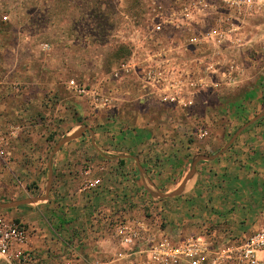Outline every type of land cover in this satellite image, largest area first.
I'll list each match as a JSON object with an SVG mask.
<instances>
[{
    "label": "crops",
    "instance_id": "1",
    "mask_svg": "<svg viewBox=\"0 0 264 264\" xmlns=\"http://www.w3.org/2000/svg\"><path fill=\"white\" fill-rule=\"evenodd\" d=\"M32 7L0 0V131H17L7 159L0 160V195L13 200L5 204L23 202L0 208V214L23 225L27 250L44 264H58L67 255L78 264L90 262L108 249V228L121 215L154 222L160 216L162 230L171 235L239 237L258 230L264 220V115L241 130H216L220 114L213 112L212 97L196 98L185 115L144 95L131 80L116 89L110 111H92L50 74L38 77L32 59L43 43L30 48L35 39L25 31L38 20L25 12ZM253 27L248 43L258 42L264 51V15ZM245 56L237 88L243 90L238 103L244 110L232 118L238 126L257 116L264 103V53L250 61ZM199 123L209 126L206 139L193 134ZM216 137L221 145L213 150ZM199 158L206 159L195 163L184 182ZM91 179L97 186L85 189ZM27 181L35 183L36 193L27 190ZM12 183L18 191L9 190ZM179 186L175 196H157Z\"/></svg>",
    "mask_w": 264,
    "mask_h": 264
},
{
    "label": "built area",
    "instance_id": "2",
    "mask_svg": "<svg viewBox=\"0 0 264 264\" xmlns=\"http://www.w3.org/2000/svg\"><path fill=\"white\" fill-rule=\"evenodd\" d=\"M140 14L138 24L128 12L121 13L128 23L122 33L129 54L107 76L89 87L65 82L90 110L110 111L116 89L132 76L137 90L185 115L200 92L235 86L243 71L233 57L247 46V21L264 14V0H146ZM192 130L198 140L209 136L203 124ZM16 134V128L0 131V160L7 159L6 147ZM97 184L91 179L84 188ZM108 238V249L84 264H264V220L250 235L227 232L218 238L208 231L171 235L157 221L121 215L111 222ZM25 244L23 225L0 214V264H44ZM58 264L78 263L67 255Z\"/></svg>",
    "mask_w": 264,
    "mask_h": 264
},
{
    "label": "rangeland",
    "instance_id": "3",
    "mask_svg": "<svg viewBox=\"0 0 264 264\" xmlns=\"http://www.w3.org/2000/svg\"><path fill=\"white\" fill-rule=\"evenodd\" d=\"M22 1L33 5L31 11L28 10L25 12L31 13L38 19L35 24L25 26V31L32 34L34 37L33 39H35L30 48L33 49L41 43L47 44L50 48L49 50L43 48L35 50V58L32 59V61L34 67L40 74L38 77L42 79L44 78L43 75L47 73L50 74V80L55 83H60L65 86L66 81L73 80L77 84L89 87L93 86L97 77L107 76L117 61L125 59L128 56L129 51L127 55L124 54L121 47H127V42L124 38L126 35L122 33L125 26L123 25V21L120 20L121 13L127 11L133 20H135V23L137 22L140 24V19L142 18L140 9L146 0ZM94 3L106 5L107 8L110 7L109 16H107L109 17L108 23L104 24L105 30L101 29V27L96 24L95 17L102 16L103 13H106V7L97 10L95 9ZM48 15L50 16L49 22H47ZM262 15L264 14L253 17L247 21L246 29L249 32V38H251L255 32V28L253 27L254 22L260 19ZM97 34L99 37H97ZM80 35H82V40L78 39ZM65 37L69 39L63 41ZM262 53H264V51H261L258 42L254 44L252 42L250 44L248 43L245 49L238 52L233 58L237 63H243V55H246L245 57L250 61L249 58L253 59ZM247 76L253 77V72L247 73ZM242 78L243 76L240 79ZM130 84L135 88L137 87V80L134 76L131 77ZM237 88H239V84L216 91L200 92L195 97L196 99L203 96H210L213 100H217L212 109L216 114H220V119L214 123L213 129L222 130L227 128L231 130L241 127V125L238 126L232 120L237 111L240 110L241 112L244 110L243 107L242 110L239 108L242 105L238 103V98L242 96L243 90ZM230 103L233 105H230ZM194 108H192L191 111H193ZM254 111L255 109L251 108L248 112L252 113ZM255 113H257L256 115L260 113L264 115V103L257 108ZM199 125L202 124L199 123ZM203 127L208 128L209 126H206L204 123ZM212 134L217 135V133ZM219 139L217 137L215 138V140H217V145L213 150L221 145ZM49 152L50 146L47 154L44 156L43 162L47 160ZM25 187L31 194L36 193L37 186L33 181H27ZM9 190L16 192L18 188L12 183ZM1 197L0 195V202L3 204L13 201L8 200L6 202L2 200ZM159 212L162 211L159 210ZM158 219L156 218L157 223L165 224L163 220L161 221L159 219V221Z\"/></svg>",
    "mask_w": 264,
    "mask_h": 264
},
{
    "label": "water",
    "instance_id": "4",
    "mask_svg": "<svg viewBox=\"0 0 264 264\" xmlns=\"http://www.w3.org/2000/svg\"><path fill=\"white\" fill-rule=\"evenodd\" d=\"M262 115H263V113L258 114V115L255 116L252 120L248 121L247 123H245L244 125H242L240 128H238V130L244 129V128L247 127L249 124H251L252 122H254L255 120H257L258 118H260ZM75 135H76V134L72 135L71 137H66V138L60 140V141L54 146V150H56V149H57L61 144H63L65 141L70 140V139H72L73 137H75ZM228 144H230V143H228ZM200 159H201V160H204V159H206V158H199V159L193 161V163H192L191 166H190V170H189V172L187 173V175H186L185 178H184V182H185L186 180H188V179L191 177V174H192V172H193L194 165H195V163H196L198 160H200ZM181 189H182V186H179L175 191H173V192L170 193V194L162 195V196H161V195H157V196H158L159 198H163V197H172V196L177 195V194L180 192ZM22 203H23V202H13V203H9V204H3V203L0 202V208L15 207V206H18V205H20V204H22Z\"/></svg>",
    "mask_w": 264,
    "mask_h": 264
},
{
    "label": "trees",
    "instance_id": "5",
    "mask_svg": "<svg viewBox=\"0 0 264 264\" xmlns=\"http://www.w3.org/2000/svg\"><path fill=\"white\" fill-rule=\"evenodd\" d=\"M94 5H95V9H101L102 7L101 6H104L103 8H105L106 7V5H101L100 3H94ZM108 8H109V10H108ZM106 7V10H102V11H106V13H103V12H101V13H103V15L102 16H97V17H95V20H96V24L98 25V26H100L101 27V29H104L105 30V25L104 24H107L108 23V18L109 17H107V16H109L108 14H109V12H110V7ZM87 15V14H86ZM82 36V35H81ZM97 37H99L98 36V34H97ZM122 47V49H123V51H124V54H128V50H127V47L126 46H121ZM100 77H102V76H99V77H97V79L96 80H98Z\"/></svg>",
    "mask_w": 264,
    "mask_h": 264
}]
</instances>
